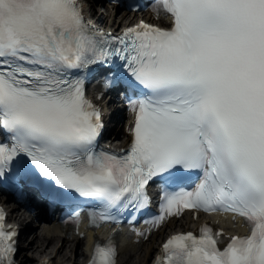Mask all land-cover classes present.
Returning a JSON list of instances; mask_svg holds the SVG:
<instances>
[{"label":"snow or ice","instance_id":"6c2138e0","mask_svg":"<svg viewBox=\"0 0 264 264\" xmlns=\"http://www.w3.org/2000/svg\"><path fill=\"white\" fill-rule=\"evenodd\" d=\"M147 7L170 27L141 20L113 35L78 0H0V185L22 193L26 181L52 203L94 201L90 216L106 222L147 207V185L159 179L154 224L224 212L249 234L205 224L167 239L156 264H264V0ZM98 65L114 69L103 86L123 85L134 113L121 153L98 150L102 112L85 90ZM4 219L0 209V264H15L18 232ZM116 256L111 240L97 242L90 264Z\"/></svg>","mask_w":264,"mask_h":264},{"label":"bare ground","instance_id":"6f19581e","mask_svg":"<svg viewBox=\"0 0 264 264\" xmlns=\"http://www.w3.org/2000/svg\"><path fill=\"white\" fill-rule=\"evenodd\" d=\"M108 10V12H102L99 17L101 23L107 26H115L122 22L127 23V21L134 20V17L138 16V13L129 12L122 15L120 20L112 15L110 9ZM161 233L162 230L151 235L138 249H134L121 264H152L151 259L153 257L152 253L155 250V242ZM84 247V239L68 240L56 236L48 237L46 233L35 235L29 240L28 245L23 250V264H31L30 260H34L38 256H40L41 260L48 259V262L51 264H78V258L83 255ZM40 259L37 260V264L40 262Z\"/></svg>","mask_w":264,"mask_h":264},{"label":"rangeland","instance_id":"374dc122","mask_svg":"<svg viewBox=\"0 0 264 264\" xmlns=\"http://www.w3.org/2000/svg\"><path fill=\"white\" fill-rule=\"evenodd\" d=\"M30 261H32V260H30Z\"/></svg>","mask_w":264,"mask_h":264}]
</instances>
